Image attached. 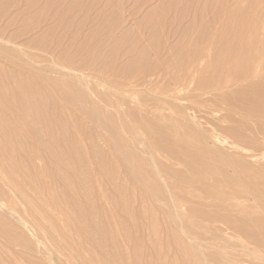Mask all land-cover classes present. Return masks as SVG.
I'll list each match as a JSON object with an SVG mask.
<instances>
[{"label":"rangeland","instance_id":"1","mask_svg":"<svg viewBox=\"0 0 264 264\" xmlns=\"http://www.w3.org/2000/svg\"><path fill=\"white\" fill-rule=\"evenodd\" d=\"M215 1L0 0L1 29L9 35L20 32L18 40L27 42L24 49L46 61L57 54L62 62L73 59L82 71L75 75L77 82L64 77L72 83L69 89L86 94L98 108L93 113L83 96L69 99L51 88L46 78L61 77L54 72L41 78L48 104L43 122L52 127L43 128L42 134L45 139L53 134L57 141H50L59 146L52 165L42 167L53 168L56 175L53 180L47 173L38 177L0 153V187L5 191L0 264H232L221 261L222 254L210 239L199 241L178 230L180 218L190 222L181 213L187 216L202 197L207 202L212 198L176 179L179 184L174 187L159 175L164 195L149 192L141 159L158 171L151 161L157 152L150 148V134L130 112L151 109V101L141 103L142 95L160 97L169 88H180L187 75L179 66L199 57L200 64L206 58L200 51L219 58L216 41L196 40L199 34L216 31ZM196 14L205 20L188 29V20ZM53 25L46 36L44 30ZM186 32L188 38L179 46L192 51L179 56L176 37ZM51 48L56 56L45 52ZM1 60L0 66L8 71L21 69L11 59ZM94 88L110 91L112 101L99 97ZM133 88L140 103L135 96L126 97ZM162 157L175 170L187 171L186 165ZM226 174L231 177L234 170ZM191 197L196 198L186 200ZM253 199V204L259 202ZM174 203L183 206L175 209ZM81 215L88 230L78 225ZM200 242L208 243L195 246ZM224 242L232 244L237 255L246 239L228 234Z\"/></svg>","mask_w":264,"mask_h":264},{"label":"bare ground","instance_id":"2","mask_svg":"<svg viewBox=\"0 0 264 264\" xmlns=\"http://www.w3.org/2000/svg\"><path fill=\"white\" fill-rule=\"evenodd\" d=\"M204 20L196 14L188 20L187 28ZM213 22L217 25L216 31L199 34L196 40L216 41L219 58L200 51L206 56L200 64L199 57L191 64L179 66L180 72L187 75V81L180 88H169L160 97L142 95L141 103L147 105L151 101V109L131 108L130 112L150 134V148L157 152L151 161L158 171L150 168L146 159H141L149 192L164 195L157 181L159 175L174 187L179 184L176 179L213 199L207 202L202 197L187 216L181 213L190 222L180 218L182 225L178 230L196 239H210V244L217 246L222 254L223 263L225 260L232 264H264V0H216ZM53 29L54 25L46 28L44 34L50 36ZM20 36V32L6 34L0 27V64L1 58L11 59L21 67L8 71L0 66V153L10 163L25 167L24 170L33 171L38 177L47 173L53 180L56 171L51 167L43 169L42 165H52L53 153L59 146L50 141L55 140L53 134L50 139L42 134L43 128L50 131L52 127L43 122L48 104L41 78L54 72L61 77L46 78L51 88L68 95L69 99L74 95L83 96L93 113L98 108L86 94L72 88L74 94L69 89L72 83L67 79L77 82L75 75L82 71L73 65V59L62 62L57 54L53 56L58 60L51 59L50 63L43 56L24 49L27 42L19 41ZM187 38V32L176 37L175 54H190L192 50L179 46ZM33 42L44 41L33 39ZM49 50L45 52L51 56L50 52L56 53L52 48ZM41 63L45 65L40 67ZM92 90L104 100L113 99V94L106 89ZM136 93L133 88L126 97H136ZM162 154L186 165L187 171L175 170ZM229 169L234 170L231 177L226 174ZM4 196L5 191L0 187V208L4 207ZM253 197L259 202L253 204ZM173 202L176 201L173 199ZM182 206L174 203L175 209ZM78 219L80 228L88 230L86 218L81 215ZM203 221L209 224L202 225ZM228 234L246 239L237 255L236 248L224 242ZM207 243L195 246L202 248Z\"/></svg>","mask_w":264,"mask_h":264}]
</instances>
